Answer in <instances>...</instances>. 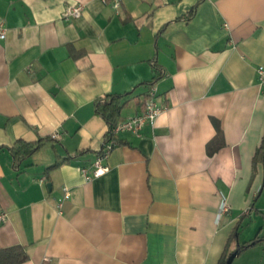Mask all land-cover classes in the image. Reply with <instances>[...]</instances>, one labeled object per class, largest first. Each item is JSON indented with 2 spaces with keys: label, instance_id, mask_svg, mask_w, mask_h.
<instances>
[{
  "label": "crops",
  "instance_id": "0c3cea01",
  "mask_svg": "<svg viewBox=\"0 0 264 264\" xmlns=\"http://www.w3.org/2000/svg\"><path fill=\"white\" fill-rule=\"evenodd\" d=\"M0 24V249L22 244L24 264H219L243 215L239 240L264 236V0H123L120 13L0 0ZM153 85L163 112L119 133L110 170L85 181L109 128L95 101L131 91L119 122ZM45 136L15 168L9 147ZM54 146L76 157L47 173ZM238 256L264 264V244Z\"/></svg>",
  "mask_w": 264,
  "mask_h": 264
},
{
  "label": "trees",
  "instance_id": "16d2710c",
  "mask_svg": "<svg viewBox=\"0 0 264 264\" xmlns=\"http://www.w3.org/2000/svg\"><path fill=\"white\" fill-rule=\"evenodd\" d=\"M197 10V5H195L187 14L183 16V19L190 20L193 18ZM154 67L157 71V75L155 76V80L159 79L164 70L157 63L154 62ZM154 81H151L152 84ZM132 92H126L123 94H107L98 98L95 101V107L97 113H99L107 122L109 128L105 134V143L111 141L113 139L112 128L118 122L121 117L122 110L127 104L126 97L129 96ZM54 138L52 136L41 137L34 141H27L23 138L18 139L12 146L9 147L12 157H13V165L15 168L19 169L21 163L27 158L33 156L37 152H39L47 143L53 142ZM56 159L55 162L46 168V172L49 173L51 170L58 168L62 164L66 162H70L76 156H64L57 151L56 146H54ZM105 145L103 144L101 150L98 155L104 152ZM82 153V152H81ZM254 165L257 163H262L264 166V134L261 140L260 145L258 146L254 159ZM245 218L243 215L236 225L232 233V239L237 240L240 251H243L249 247L264 244V236L257 233V235L249 241H240L239 240V229L242 224V220ZM231 252L227 249L225 250L219 264H226V261ZM29 258L27 250L25 246L22 244H16L8 247H4L0 249V264H24Z\"/></svg>",
  "mask_w": 264,
  "mask_h": 264
},
{
  "label": "built area",
  "instance_id": "2783aa9c",
  "mask_svg": "<svg viewBox=\"0 0 264 264\" xmlns=\"http://www.w3.org/2000/svg\"><path fill=\"white\" fill-rule=\"evenodd\" d=\"M104 4H108L113 8L116 13H120L122 1L123 0H101ZM84 10V5L82 3L70 4L67 6L64 16L66 18H79ZM6 38V28L4 24H0V39ZM258 78L261 83L264 84V64L260 65L257 69ZM163 112V107L159 103L157 98V87L155 85L151 86L148 95L145 99V106L141 113L132 115L125 118L115 124L112 128L113 139L107 143H104L105 149L95 162L92 168L82 167L81 172L84 176L85 181H92L93 179L106 174L110 170V166L107 164V160L116 144L117 136L121 132H132L135 134H140L143 127L147 124H154L160 114ZM43 181V180H42ZM70 192L68 189L64 190V194L59 198V207L62 209L64 201L70 197ZM229 209V204L226 200H223L221 204V211H227ZM6 219L5 214L0 215V221Z\"/></svg>",
  "mask_w": 264,
  "mask_h": 264
},
{
  "label": "water",
  "instance_id": "95a60500",
  "mask_svg": "<svg viewBox=\"0 0 264 264\" xmlns=\"http://www.w3.org/2000/svg\"><path fill=\"white\" fill-rule=\"evenodd\" d=\"M49 188H51V183H48L47 185ZM240 249L235 250L234 252H232L230 254V256L228 257L226 264H232L234 259L239 255Z\"/></svg>",
  "mask_w": 264,
  "mask_h": 264
},
{
  "label": "rangeland",
  "instance_id": "374dc122",
  "mask_svg": "<svg viewBox=\"0 0 264 264\" xmlns=\"http://www.w3.org/2000/svg\"><path fill=\"white\" fill-rule=\"evenodd\" d=\"M236 263H239V256L238 257H236V261H235Z\"/></svg>",
  "mask_w": 264,
  "mask_h": 264
}]
</instances>
